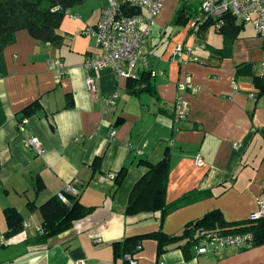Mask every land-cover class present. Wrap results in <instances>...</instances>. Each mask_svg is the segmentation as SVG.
<instances>
[{
    "label": "crops",
    "instance_id": "crops-1",
    "mask_svg": "<svg viewBox=\"0 0 264 264\" xmlns=\"http://www.w3.org/2000/svg\"><path fill=\"white\" fill-rule=\"evenodd\" d=\"M163 3L147 39L150 56L158 59L150 91L138 83L148 70L118 79L110 69L83 66L88 55L103 53L82 30L98 20L106 2L83 12V19L76 13L64 16L59 44L36 39L23 28L0 52V264H129L125 256H114L113 243L158 230L161 220L160 210L127 211L133 192V197L145 195L141 201L147 207L163 181L150 173L146 180L157 186L143 181L136 187L148 170L140 160L156 164L166 158L165 202L176 203L161 226L167 234H179L215 209L228 222L248 220L264 199V92L251 75H236L238 64L263 58L259 37L243 38V29L230 53L221 54L220 32L206 45L207 31L196 41L189 36L197 2L179 18V0ZM193 43L187 63L172 59L176 45ZM54 59L67 67L65 76L48 64ZM185 74L190 86L179 92ZM178 95L188 104L179 120L171 113ZM109 98L114 106L107 104ZM30 105L34 109L24 115ZM23 117L29 134L40 140L39 153L23 145L17 127ZM123 167L119 184L101 180ZM68 183L90 212L44 235L36 229L43 222L39 206ZM7 207L21 214L23 224L30 223L9 238L4 235ZM141 244L131 254L137 264H264V244L196 254L183 240L160 256L155 240Z\"/></svg>",
    "mask_w": 264,
    "mask_h": 264
},
{
    "label": "built area",
    "instance_id": "built-area-1",
    "mask_svg": "<svg viewBox=\"0 0 264 264\" xmlns=\"http://www.w3.org/2000/svg\"><path fill=\"white\" fill-rule=\"evenodd\" d=\"M164 0H106V5L101 9L98 20L93 24L85 25L82 34L93 37L96 45L103 51L101 55H88L83 63L86 70L110 69L116 78L139 77V72L148 70L152 76L158 74L150 64V50L147 39L152 32L153 23L160 13ZM139 10V12H134ZM69 10H67L68 12ZM66 12V13H67ZM231 14L237 23H250L256 30V35L261 41L263 58L252 64L264 75V0H199L196 12L191 16L189 35L196 41L201 26L210 20L223 22L225 14ZM75 17V15L72 14ZM195 44H178L172 52V59L181 63L190 60ZM48 64L58 72L60 77L67 74V67L58 59L50 60ZM92 77L87 78V84L93 87ZM190 86V76L185 74V80L178 84V91L183 92ZM233 88L238 89L233 82ZM250 97H254L250 93ZM107 104L114 106L113 98L107 100ZM188 104L183 96L176 98L173 114L176 119L186 117ZM28 118L19 120L17 127L22 136L23 145L39 153L42 151L40 140L28 132ZM115 131H112V135ZM201 157L196 162H201ZM116 174L107 173L101 176L102 181H114ZM67 194L78 195V190L72 183H68L64 190L58 193V198L68 202ZM258 208L250 214V219L255 220L264 216V199H259ZM30 226L29 222L23 224L24 228ZM42 232L41 226L36 227ZM252 233H227L219 229H199L197 238L193 243L196 254L215 252L219 249L234 247L236 249L248 247L252 243ZM98 241V240H97ZM142 244L137 246L141 249ZM129 264H137L131 254H126ZM77 264H86L84 260Z\"/></svg>",
    "mask_w": 264,
    "mask_h": 264
},
{
    "label": "trees",
    "instance_id": "trees-1",
    "mask_svg": "<svg viewBox=\"0 0 264 264\" xmlns=\"http://www.w3.org/2000/svg\"><path fill=\"white\" fill-rule=\"evenodd\" d=\"M84 0H0V52L9 44L14 42L15 33L19 29H27L30 34L44 42H51L59 44L62 42L61 34L58 29L62 23L67 10H70L77 5L83 3ZM186 11V10H185ZM181 12L177 17L184 15ZM139 12V10H134ZM222 24L219 26L218 32L222 34L224 39V47L221 54H229L232 42L238 37L240 32L244 29L243 24L236 22L231 14H225L222 17ZM218 20H210L205 22L199 32L198 36L201 38L206 29L211 25H216ZM243 26V27H242ZM147 76L142 77L138 83H146L140 90H151L150 72ZM236 75H251L254 83L264 92V75L262 73L256 74L253 71L252 63H240L236 66ZM34 105L26 107L23 111L24 115H28L33 110ZM173 117L174 114L171 112ZM166 158L162 161L153 164L147 160H140V164L148 168L142 176V179L136 184V187L141 182L147 181L153 187L155 182L150 178L146 180L148 174H155L162 179L160 187H156L155 194L149 205L143 206L141 200L145 199L144 194H136L130 199L127 206L128 212H139L143 210H160L161 220L158 230L131 235L126 237L122 242L113 243V250L115 257H124L126 254H132L137 250V246L145 239H153L157 242L158 256L166 252L170 246L185 241V245L193 246L197 238V231L199 229H219L227 233H246L251 232L252 243L250 246H259L264 244V216L258 219H248L245 221L228 222L224 218L223 213L219 209L207 212L202 217L188 222L179 234H167L161 226L165 216L172 211L175 204L165 202L166 181L168 166L165 163ZM126 168H122L116 174L114 181L119 184L125 175ZM156 185V184H155ZM157 186V185H156ZM135 187V188H136ZM68 202H64L58 196L50 198L48 201L39 206V211L42 215L43 234L46 235L55 231L63 225L68 224L74 218L85 216L89 210L82 205L78 195L67 194ZM30 204V203H28ZM5 218L8 225V230L5 232V237L9 238L18 234L23 229V218L21 214L14 207H7L4 210Z\"/></svg>",
    "mask_w": 264,
    "mask_h": 264
},
{
    "label": "rangeland",
    "instance_id": "rangeland-1",
    "mask_svg": "<svg viewBox=\"0 0 264 264\" xmlns=\"http://www.w3.org/2000/svg\"><path fill=\"white\" fill-rule=\"evenodd\" d=\"M106 0H84L82 4L77 5L76 7L72 8L71 10H69L66 13V17H70L72 14H81L82 19L84 16L83 12H92L93 9H95L97 6L103 5V3H105ZM197 2V7H198V0H179V11H178V15L185 11L186 8H189L191 5L195 4ZM164 4V3H163ZM163 6V5H162ZM194 8V6L191 7V9ZM186 12H188V10H186ZM189 21V19H188ZM190 24V23H188ZM218 26L217 25H211L209 26L206 31V35L208 34L207 39L203 42V44H207L210 42H213L214 40H218L219 37L217 36L218 32ZM254 33H256V30L254 28V26L250 23L244 24V30L241 33V37L243 38H248V37H252L254 35ZM199 44L201 43V41L198 42Z\"/></svg>",
    "mask_w": 264,
    "mask_h": 264
},
{
    "label": "water",
    "instance_id": "water-1",
    "mask_svg": "<svg viewBox=\"0 0 264 264\" xmlns=\"http://www.w3.org/2000/svg\"><path fill=\"white\" fill-rule=\"evenodd\" d=\"M149 61L153 69L155 70L158 59H155L153 56H150Z\"/></svg>",
    "mask_w": 264,
    "mask_h": 264
},
{
    "label": "bare ground",
    "instance_id": "bare-ground-1",
    "mask_svg": "<svg viewBox=\"0 0 264 264\" xmlns=\"http://www.w3.org/2000/svg\"><path fill=\"white\" fill-rule=\"evenodd\" d=\"M239 24H240V23H239ZM243 26H244V25H243ZM243 26H242V27H243ZM189 36H190V35H189ZM262 51H263V50H262Z\"/></svg>",
    "mask_w": 264,
    "mask_h": 264
}]
</instances>
